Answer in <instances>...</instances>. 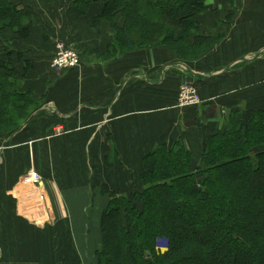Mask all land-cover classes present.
<instances>
[{"label": "crops", "instance_id": "obj_1", "mask_svg": "<svg viewBox=\"0 0 264 264\" xmlns=\"http://www.w3.org/2000/svg\"><path fill=\"white\" fill-rule=\"evenodd\" d=\"M102 2L16 0L28 29H0V60L39 101L18 133L0 137V264H98L108 193L140 187L149 153L180 140L200 160L230 112L264 108V0L179 10L200 34L189 37L204 49L193 60L166 46L107 55L114 28L99 22ZM60 41L77 48L80 67L53 69ZM185 81L201 104L178 105ZM29 171L38 182L24 180Z\"/></svg>", "mask_w": 264, "mask_h": 264}, {"label": "trees", "instance_id": "obj_2", "mask_svg": "<svg viewBox=\"0 0 264 264\" xmlns=\"http://www.w3.org/2000/svg\"><path fill=\"white\" fill-rule=\"evenodd\" d=\"M101 5L99 22L111 20L114 28L107 55L166 46L176 58L189 60L169 41L200 52L198 39L189 43L200 34L185 22L186 12L177 16L192 0ZM0 22V29L18 22L22 31L31 20L16 0H0ZM22 83L17 68L0 60V137L18 133L39 104ZM193 154L180 140L159 144L143 159L140 187L108 193L98 264H264V108L230 112L205 139L201 159Z\"/></svg>", "mask_w": 264, "mask_h": 264}, {"label": "built area", "instance_id": "obj_3", "mask_svg": "<svg viewBox=\"0 0 264 264\" xmlns=\"http://www.w3.org/2000/svg\"><path fill=\"white\" fill-rule=\"evenodd\" d=\"M57 51L52 60V67L57 73L71 70L81 66V54L73 46L66 44L64 41L57 43ZM178 105L181 107H189L199 105L203 102L199 88L193 82H183L178 91ZM4 146L0 144V151ZM25 181L38 182L39 175L34 171H29L24 176Z\"/></svg>", "mask_w": 264, "mask_h": 264}, {"label": "rangeland", "instance_id": "obj_4", "mask_svg": "<svg viewBox=\"0 0 264 264\" xmlns=\"http://www.w3.org/2000/svg\"><path fill=\"white\" fill-rule=\"evenodd\" d=\"M110 21L111 20H107ZM168 32V31H167ZM154 44V43H151ZM186 43H182V42H174V41H169L168 42V46H170L172 49H174L175 51H178L179 54L183 55V57H187L189 58V60H193L196 57L200 56L203 53V47L200 46V52L196 51L195 49L193 50L192 47H189ZM73 46V45H71ZM74 47V46H73ZM202 47V48H201ZM77 49V48H76ZM203 50V51H202ZM202 52V53H201ZM199 53V54H198ZM199 58V57H198ZM197 59V58H196Z\"/></svg>", "mask_w": 264, "mask_h": 264}]
</instances>
